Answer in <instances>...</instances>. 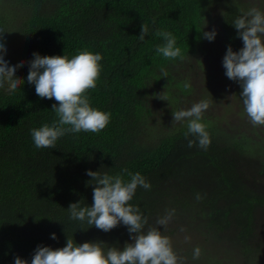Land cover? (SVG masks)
I'll use <instances>...</instances> for the list:
<instances>
[{
	"label": "trees",
	"instance_id": "obj_1",
	"mask_svg": "<svg viewBox=\"0 0 264 264\" xmlns=\"http://www.w3.org/2000/svg\"><path fill=\"white\" fill-rule=\"evenodd\" d=\"M260 1L264 3L0 0V31L9 32L6 51L12 62L28 61L34 51L71 56L88 49L102 55L97 87L89 90V96L93 107L111 114L99 133L66 134L56 148L36 149L29 129L52 122L54 101L36 95L26 79L27 63L16 72L25 80L21 89L14 94L7 87L0 89V264H13L17 255L30 261L37 245L62 247L67 236L77 243L103 241L104 247L130 243L122 224L104 232L68 219L71 202L91 205L94 185H86L91 178L85 170L95 171L101 165L99 171L125 179V170L139 171L151 183L150 190L138 187L129 202L148 217V225L155 226L158 217L175 209L167 227L158 228L179 256L192 258V253L176 248L180 229L192 231L199 223L196 237L205 227L222 243L230 239L231 257L215 264H264V127L252 126L241 111V121L228 124L205 112L209 147H187L186 122L166 132L162 120L179 110L184 96L194 90L184 88L190 73L182 60L165 61L154 52L162 42L156 30H167L176 37L184 58L199 61L202 44L208 40L198 30L206 21L204 30L216 29L214 40L223 56L229 45L238 50L242 40L231 21L241 9L252 5L264 9ZM142 23L149 26V34L139 41ZM173 64L185 70L160 80L161 68ZM195 78L200 82L198 74ZM162 101H167L159 105L163 111L153 112ZM196 193L201 200L195 199ZM52 232L56 239L50 238ZM198 245L196 238L190 247Z\"/></svg>",
	"mask_w": 264,
	"mask_h": 264
},
{
	"label": "clouds",
	"instance_id": "obj_2",
	"mask_svg": "<svg viewBox=\"0 0 264 264\" xmlns=\"http://www.w3.org/2000/svg\"><path fill=\"white\" fill-rule=\"evenodd\" d=\"M231 24L237 30L243 46L235 51L231 45L226 47L222 57L224 74L239 83V97L251 125L264 126V9L255 6L241 9V14L233 18ZM206 25L207 21L197 30L202 33L203 39L211 42L217 31L214 27L204 30ZM7 33L0 31V89L7 87L13 94L21 89L25 80L18 77L16 72L18 67L27 63L26 79L34 85L36 95L54 101L51 110L55 118L52 122L29 129L36 149H54L58 139L66 134L99 133L109 124L111 114L93 107L89 96V90L97 87L102 69V55L99 52L82 49L69 56L65 53L41 55L34 51L30 60L12 62L6 51L10 47L5 39ZM148 34L149 26L142 23L138 40L144 41ZM155 35L162 41L154 46L156 55L165 61L184 59V52L177 45L172 32L158 29ZM161 77H167L163 68ZM184 88L188 89L189 85L186 83ZM208 107V101L202 99L188 108L172 111V122H186L183 135L189 148L195 146L207 150L211 143L207 125L202 119ZM99 169L85 170L91 178L86 185H94L91 205L82 206L81 201L71 202L66 208L68 219L86 223L88 228L94 226L104 232L122 224L126 226L131 242L126 241L123 248L104 247L106 243L103 241L77 243L67 236L64 246L53 248L37 245L30 261L17 255L13 264H185L174 250L170 238L158 228L163 226L164 230L167 227L175 209L167 210L165 215L158 217L155 226L148 225V217L129 203L138 187L151 189L146 177L139 171L125 170L128 177L125 179L120 174L113 175ZM195 199L201 200V194L196 193ZM50 238L56 239V233H50ZM184 239L187 241L190 237L186 235ZM200 255V247L194 246L192 260H198Z\"/></svg>",
	"mask_w": 264,
	"mask_h": 264
},
{
	"label": "rangeland",
	"instance_id": "obj_3",
	"mask_svg": "<svg viewBox=\"0 0 264 264\" xmlns=\"http://www.w3.org/2000/svg\"><path fill=\"white\" fill-rule=\"evenodd\" d=\"M259 5L264 8V3H262V1L259 2ZM253 6L258 7L257 5H252L251 7ZM222 57L223 54L218 49L216 41L214 40L213 42L206 41L202 44V53L199 54V61L192 62L188 59V57H185L184 60L180 61V63H182L191 74L190 75L188 73L189 79L186 81V83L189 85V88H192L193 86L194 90L184 96L179 109L188 108L192 105V103L203 99L207 100L209 103V107L205 112L214 114L217 117V120L221 123L228 124L229 121H241L238 114L239 111H241L242 115L244 116L243 118L249 122L243 111L242 101L239 97V93L241 91L240 85L238 82L230 80L225 76V70L222 66ZM168 66L166 65L163 67V70L166 73L168 71L167 76H169V73L174 75V73L185 70L174 64L169 66V68ZM197 74L199 76L200 82L195 78ZM158 78L160 80L164 79V77H161V75ZM153 79H156V77L150 78V83L153 81ZM192 95L194 97L189 99ZM162 102L155 104L152 111L162 112L163 108H159V105L160 103L165 105L164 103H167V101ZM148 118L150 121H152V114H149ZM213 122L216 124V121ZM180 124L182 123L172 122V115H170V118L162 120V128L166 132L177 125L179 126ZM158 126L161 127V125ZM184 223L188 225L187 221ZM197 225H199V223ZM197 225L192 226L195 232V226ZM194 230L187 231L185 228L183 232L180 231L181 242L176 243V248L181 249L183 254L192 253L193 247L190 246L196 241L197 238L199 244L198 246L201 249V255L199 259L195 261H193L192 258L178 255L184 259L185 264H215L217 262H222V259L226 256L231 257L229 253H233V249L231 246L228 247V244H230V239L227 241L224 240L222 243L220 239L215 236V233H213L212 230L205 227L202 228V231L199 234L200 236L196 237ZM186 235L190 237V239L187 241L184 239ZM231 245H233V243H231Z\"/></svg>",
	"mask_w": 264,
	"mask_h": 264
},
{
	"label": "bare ground",
	"instance_id": "obj_4",
	"mask_svg": "<svg viewBox=\"0 0 264 264\" xmlns=\"http://www.w3.org/2000/svg\"><path fill=\"white\" fill-rule=\"evenodd\" d=\"M192 245H193V244H192ZM192 245H191V246H192ZM186 254H191V253H186Z\"/></svg>",
	"mask_w": 264,
	"mask_h": 264
}]
</instances>
